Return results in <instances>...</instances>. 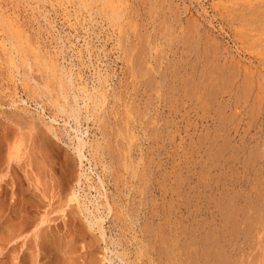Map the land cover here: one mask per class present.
Segmentation results:
<instances>
[{"label": "rangeland", "instance_id": "374dc122", "mask_svg": "<svg viewBox=\"0 0 264 264\" xmlns=\"http://www.w3.org/2000/svg\"><path fill=\"white\" fill-rule=\"evenodd\" d=\"M239 1L123 0L130 12L113 27L99 10L78 12L76 0H0V15L7 20L5 26L0 20V39L15 24L29 45L22 64L17 58L8 63L0 44V110L50 123L52 107L38 85L49 72L36 70L39 58L68 75V96L76 95L82 114L78 123L57 113L51 125L60 139L49 135L51 154L44 160L31 139L33 126L4 124V131L16 132L22 142L8 158L11 144L2 143L0 132V264H121L119 257L129 264H203L191 238L202 226L216 225V201L228 197L236 202L238 218L245 217L250 239L260 240L252 254L264 248V48L248 49L240 37L234 43L219 34L217 61L198 58V49L187 57L185 43L192 37L181 33L195 20L214 34L237 28L236 22H218L216 13ZM241 40L242 50L236 49ZM223 58L238 70L230 81V74L225 76L229 84L213 86ZM243 67L255 78H245ZM84 91L106 94L99 109L86 101V121ZM97 115L102 117L96 121ZM77 136L85 142L83 158L73 150ZM32 155L34 169L27 164ZM93 215L102 219L104 236L88 223Z\"/></svg>", "mask_w": 264, "mask_h": 264}, {"label": "bare ground", "instance_id": "6f19581e", "mask_svg": "<svg viewBox=\"0 0 264 264\" xmlns=\"http://www.w3.org/2000/svg\"><path fill=\"white\" fill-rule=\"evenodd\" d=\"M121 1L123 0H76V4H77V11H86L87 13H91L92 11L98 12V10L101 12V16L104 19L108 20V23L106 24H112L113 27H115L114 25L119 24L120 22H122L123 18L126 17V13L128 15V8L126 7L125 4L121 3ZM237 1V0H236ZM119 2V3H117ZM142 2V0H140V3ZM139 3V4H140ZM121 4V5H119ZM173 4V3H172ZM217 4V3H216ZM96 8V10L93 8ZM184 6V5H183ZM158 7V6H157ZM222 7V6H221ZM220 7V8H221ZM152 8V7H151ZM155 8V7H154ZM171 8V7H170ZM2 9V8H1ZM75 10V11H76ZM5 12V11H4ZM174 12V11H173ZM180 12V11H179ZM86 13V15H87ZM182 13V12H181ZM130 14V13H129ZM174 14V13H172ZM195 14V13H194ZM219 16V20L216 18V20L218 22H224L225 20L228 21V23L233 24L234 22H236L237 28L235 27L233 30L228 31V30H223V28H218V30L216 31L218 34H214V32L212 30L209 29H205L202 28V21L198 23V21H194L192 24L191 23H187L185 26L182 27V36L187 33L188 37H192V42L189 44H187L189 47V52L190 53H186L187 57L189 56V54L191 55L192 50L195 51V49H198V51L201 52V56L198 58H207L210 57L211 60L213 61H217L220 57H216L217 52H218V43L216 41V38L218 37V35H222V37H226L228 39H230L232 42L236 43V40L234 38L240 37L239 39H242L244 41L247 42L248 45V49H250V47H254L256 49H262L264 48V0H241L239 2H231L230 4L228 3V5L224 6L222 8V12L216 13ZM216 14H213L214 17H216ZM4 15V14H3ZM74 15V14H73ZM89 15V14H88ZM91 15V14H90ZM150 15V14H149ZM182 15V14H181ZM225 15L228 17L225 18ZM130 16V15H129ZM74 17V16H73ZM92 17V16H91ZM139 17V16H138ZM213 17V19H214ZM1 15H0V20H1ZM166 18V17H165ZM4 18H2L1 21ZM127 19H131V18H127ZM140 20V17L138 18ZM177 19V18H176ZM14 20V18H13ZM138 20V21H139ZM146 20V19H145ZM157 20V19H156ZM185 20V19H184ZM197 20H199V18L197 17ZM209 21V23L212 21V16H210V19H207ZM0 21V22H1ZM161 21V20H160ZM7 22V20H6ZM5 21L2 22V25L5 26ZM159 24V23H158ZM175 24V23H174ZM8 25V26H7ZM15 25V24H14ZM13 25H9L6 24V27L11 26L14 31L16 30V32L12 31V32H6V36L2 37L0 39V44H2L3 49L5 48L6 50V56L7 59H9L8 63H12L15 59L17 58L22 64H24V59L25 57L28 55L27 52L29 51L28 47L29 45L28 40L25 39L22 35H18L17 33L19 32V28H15ZM208 25V24H207ZM227 25V24H226ZM1 26V25H0ZM84 26V25H83ZM121 26V25H120ZM10 27V28H11ZM112 27V28H113ZM123 27V26H122ZM9 28V30H11ZM83 28V27H82ZM87 28V26H86ZM110 28V27H109ZM5 29V27L3 28ZM12 29V30H13ZM18 29V30H17ZM85 29V28H84ZM123 29V28H122ZM122 29L119 28V33L122 34ZM235 29L236 32L234 31ZM8 30V29H7ZM26 30V29H25ZM83 30V29H82ZM1 31V29H0ZM99 31V30H98ZM147 31V30H146ZM166 31V30H165ZM126 32V31H125ZM213 32V33H212ZM2 33V31H1ZM174 32L172 31V34ZM95 34V33H94ZM120 34H118V41L122 46V42L120 41ZM140 34V33H139ZM175 34V33H174ZM2 35V34H1ZM116 36V35H115ZM136 35H134L135 38ZM187 36V35H186ZM185 36V37H186ZM31 37V36H30ZM85 37V36H84ZM187 37V40H190ZM256 37V38H255ZM117 38V37H116ZM178 38V37H177ZM183 39V38H181ZM117 40V39H116ZM179 40V39H178ZM241 40V44L238 46V44L236 45V49H241L242 50V43H244V41ZM136 41V40H134ZM142 41V40H141ZM170 41V40H169ZM180 41V40H179ZM251 41V42H250ZM32 42V41H31ZM155 42V41H154ZM4 43V44H3ZM131 42H129L130 44ZM151 45V44H150ZM252 45V46H251ZM34 46V45H32ZM144 46V45H143ZM31 47V46H30ZM38 47V46H37ZM153 47V45H152ZM130 48V47H129ZM144 48V47H143ZM224 48V47H223ZM31 49V48H30ZM33 49V48H32ZM36 49V48H35ZM167 49V48H166ZM117 50V49H116ZM122 50V49H121ZM134 50V49H133ZM155 50V48H154ZM168 50V49H167ZM144 51V50H143ZM257 51V50H256ZM118 52V51H117ZM130 52V49H129ZM158 52V51H157ZM87 53V52H86ZM133 53V52H132ZM136 53V50H135ZM224 55V54H223ZM257 55V54H256ZM127 54L126 51H124V57L126 58ZM129 57V56H128ZM134 57V56H133ZM137 57V56H135ZM134 57V58H135ZM225 57V55H224ZM35 58V57H34ZM31 59V58H30ZM127 59V58H126ZM143 59V58H142ZM185 59V58H184ZM224 60H222V62L224 61L223 65H222V69H220L221 71L217 73V78L213 79V81H216L215 84L213 86H219L220 84L222 85L221 87H223V84L226 85L224 82V78L228 73L230 74L231 77H229V81L231 80L230 78L234 79V74L235 72L238 70V68H235L234 65L229 62V63H225V61H227L226 58H223ZM231 59V58H230ZM229 59V60H230ZM37 60V58H36ZM42 60V61H41ZM37 60V68L36 70L41 72V75L43 73H46L45 75L48 74L47 78H45V76H42V82H40L38 85L39 88L43 87L45 88V91L42 92L38 91L39 94H41V92L44 94V96L46 97L45 99L47 100V102L50 104V106L52 107V111H53V116L49 117L50 123L48 121H44L41 119H37L35 120L33 117H27L24 115H5L3 111L0 110V132L3 135V142L2 143H6L7 146H11L8 149V158H9V153H10V158L12 157V150L14 152H16L18 150V147L21 146L20 141L22 142L21 139H16V132L13 134V132L7 131V133L4 131V124H7V122L9 123H13L15 126H22L23 124L25 126H33L31 127L32 129L35 128L36 131H34V133L31 134V139L33 140V144L35 145L34 148L35 151L38 152V157L40 160H44L45 157H50L48 151H47V147L52 146L51 144V139L49 137V135L53 136L56 139H60L59 135L60 133L58 131H56L55 128L52 127L51 122L52 121H56V117H58V114L61 115H65L67 118H72L74 120L78 119V116L81 114L80 110L78 109L79 107L77 106L76 103V95H73V98L70 99L69 95V85L68 84L70 81L67 79L68 75L59 71L57 66L52 63V62H46L43 61L44 59ZM34 61V60H33ZM138 61V60H137ZM209 60H207L206 62H208ZM235 61V60H234ZM29 61H26V63H28ZM136 62V61H135ZM134 62V63H135ZM142 63V62H141ZM191 63V62H190ZM61 64V63H60ZM237 66V63H234ZM253 64V63H252ZM28 65V64H27ZM154 65V64H153ZM194 66H191L192 68V73L196 72L195 68H196V63L193 64ZM206 63L203 65L205 66ZM126 66V65H125ZM136 66V64L134 65ZM141 66V65H140ZM263 66V65H261ZM17 67V66H15ZM133 67V66H132ZM144 67V66H143ZM166 67V66H165ZM246 67V66H244ZM243 67V68H244ZM29 68V67H27ZM168 68V67H167ZM135 69V68H134ZM209 69L212 70V68L210 67ZM210 70V73H212V71ZM227 70V71H226ZM239 70L241 71V69L239 68ZM246 70V68L243 69V72ZM253 70V69H252ZM28 71V70H27ZM164 71V70H162ZM29 72V71H28ZM246 75L245 78L248 77L249 79H254L255 77L251 76V71L247 70L245 71ZM134 73V72H133ZM234 73V74H233ZM253 74L255 72H252ZM198 74H202L201 72H198ZM245 74V73H244ZM243 74V76H244ZM2 75V74H1ZM26 75V74H25ZM30 75V74H28ZM211 75V74H210ZM27 76V75H26ZM25 76V77H26ZM162 77V76H160ZM44 78V79H43ZM197 78V77H196ZM205 77V81H206ZM212 78V77H211ZM243 81H244V79ZM29 79L31 80L32 78L29 77ZM232 79V81H233ZM34 80V79H33ZM247 80V79H246ZM256 80V79H255ZM69 81V82H68ZM193 81V80H192ZM231 81V82H232ZM257 81V80H256ZM35 84H37L38 82L35 81ZM125 82V81H124ZM187 82V81H186ZM185 82V84H186ZM189 82V80H188ZM191 83V82H189ZM188 83V84H189ZM201 83V82H200ZM214 83V82H213ZM246 83V82H245ZM244 83V84H245ZM250 83V81H249ZM192 84V83H191ZM229 84V83H228ZM243 84V83H241ZM135 85V84H134ZM152 85V84H151ZM187 85V84H186ZM249 85V84H248ZM124 86V85H123ZM105 87V86H104ZM208 87V86H207ZM246 87V85H245ZM244 87V88H245ZM151 88V87H150ZM200 88L202 89L201 86L198 87V89L200 90ZM214 88V87H213ZM166 89V88H165ZM184 89V88H183ZM192 89V88H191ZM205 89V88H204ZM38 90V89H37ZM167 90V89H166ZM205 90H208V88H206ZM87 91V90H86ZM158 91V90H157ZM212 91V90H211ZM85 92V91H84ZM91 92V91H90ZM150 92V91H149ZM207 92V91H206ZM49 93V96H47V94ZM184 93V92H183ZM215 93V92H214ZM40 95V96H43ZM147 94V93H144ZM169 94V93H168ZM193 94V93H192ZM207 94V93H206ZM205 94V95H206ZM210 94V91H209ZM213 94V93H212ZM71 95V94H70ZM83 95V93H82ZM115 95V94H114ZM188 95V94H187ZM135 96V95H134ZM193 96V95H191ZM213 96V95H212ZM147 97V96H146ZM188 97V96H187ZM112 98V97H111ZM139 98V97H138ZM148 99V98H147ZM180 99V98H179ZM210 99V98H209ZM106 100V94L105 91H97L96 94H90V93H86L82 96V101H83V107H84V120H88L90 115L86 112V106L87 103L86 101L91 102L92 107L95 108H100L101 104L104 103ZM204 100V99H203ZM149 101V99L147 100ZM21 102H23L21 100ZM146 102V101H145ZM20 103V100H19ZM209 103V102H208ZM16 102H14V100H12L11 106H16L15 105ZM147 104V103H146ZM145 104V105H146ZM202 104V103H201ZM204 104H206L204 102ZM76 105V106H75ZM80 105V104H79ZM182 105V104H181ZM203 105V104H202ZM109 106V105H108ZM180 106V105H179ZM20 107V106H19ZM180 108V107H179ZM43 109V108H42ZM223 111V110H222ZM26 110L21 108V113H25ZM96 112V111H94ZM58 113V114H57ZM101 113V112H99ZM123 113V112H122ZM218 113V112H217ZM27 114V113H26ZM93 114V113H92ZM103 114V113H102ZM82 115V114H81ZM221 115V114H220ZM56 116V117H55ZM174 116V115H173ZM197 116V115H196ZM60 117V116H59ZM102 117V116H101ZM100 116H96V121L100 120L101 118ZM66 118V119H67ZM123 118V117H122ZM138 118V117H136ZM68 120V119H67ZM65 120V121H67ZM73 120V121H74ZM44 121V124H43ZM81 121V120H79ZM78 122V120L76 121ZM79 123V122H78ZM39 124H42L44 126L43 128H40L41 126H39ZM148 124V123H147ZM77 125V124H76ZM79 125V124H78ZM149 125V124H148ZM156 126V125H155ZM6 127V126H5ZM23 127V126H22ZM119 127V125H118ZM103 128V127H102ZM127 128V127H126ZM101 129V128H100ZM120 129V128H119ZM118 129V130H119ZM128 129V128H127ZM8 130V129H7ZM121 130V129H120ZM126 130V129H125ZM151 130V129H150ZM3 131V132H2ZM47 131L49 133H47ZM100 131V130H99ZM9 133V134H8ZM101 133V132H100ZM122 133V131H121ZM130 133V132H129ZM149 133V131H148ZM0 134V135H1ZM24 137V136H23ZM137 137V136H136ZM140 137V136H139ZM145 137V136H144ZM148 137V136H147ZM2 138V137H1ZM81 139V138H80ZM2 140L0 139V142ZM76 143L73 144V150L75 151V154L77 153V155L80 158H83L81 151L83 150L82 148L85 145V142H83L82 140L80 141L78 139V136L76 137ZM94 142V141H93ZM1 143V144H2ZM97 143V142H96ZM4 145V144H2ZM1 146V145H0ZM5 146V145H4ZM98 146V145H97ZM2 147V146H1ZM33 147V146H32ZM21 148V147H20ZM90 149V148H89ZM99 149V148H98ZM121 149V148H120ZM11 151V152H9ZM98 151V150H97ZM125 151V150H124ZM2 152V151H1ZM21 152V151H20ZM47 152L49 154H47ZM83 153V152H82ZM96 153V152H95ZM125 153V152H123ZM3 154V153H2ZM1 155V154H0ZM14 155V154H13ZM35 156V154H33ZM33 155L30 156V159H28V166L30 168H33L34 162H33ZM76 155V156H77ZM84 155V154H83ZM94 155V154H93ZM2 156V155H1ZM77 156V157H78ZM6 157V156H5ZM65 157V156H64ZM78 157V158H79ZM3 158V156H2ZM52 158V157H51ZM79 158V159H80ZM1 159V158H0ZM50 159V158H49ZM72 159V158H71ZM39 160V162H40ZM47 161L48 158H46ZM121 165L123 166V168H127V164L125 162H123L124 160L121 159ZM3 162V159L1 160ZM0 161V162H1ZM35 161V160H34ZM68 161V160H67ZM70 161V159H69ZM65 162V161H64ZM73 162V161H72ZM71 162V163H72ZM81 162V159H80ZM36 163V162H35ZM45 163H47L45 161ZM49 163V162H48ZM47 163V166H48ZM52 163H54V160L52 161ZM56 163V162H55ZM54 163V164H55ZM69 163V162H68ZM71 163L69 165H71ZM3 164V163H2ZM26 164V165H27ZM37 164V163H36ZM54 164H49L50 167H54ZM62 164V163H61ZM42 165V164H41ZM52 165V166H51ZM68 165V164H66ZM6 166V165H5ZM4 166V167H5ZM38 166V164H37ZM61 166V165H60ZM137 166V165H136ZM3 167V169H4ZM43 167V166H42ZM37 168V167H36ZM55 168V167H54ZM2 169V170H3ZM34 169V168H33ZM39 169V168H38ZM37 169V170H38ZM125 170V169H124ZM30 171V170H29ZM67 172V171H66ZM72 172V171H71ZM31 173V172H30ZM34 173H37L36 171ZM33 173V174H34ZM63 173V172H62ZM133 173V172H132ZM131 173V174H132ZM135 173V172H134ZM32 174V173H31ZM66 174V173H65ZM30 175V174H28ZM35 175V174H34ZM133 175V174H132ZM131 175V176H132ZM37 176V174H36ZM71 176V175H70ZM63 177V176H61ZM31 177H29V179H31ZM67 178V176H66ZM65 178V179H66ZM70 178V177H69ZM37 179V178H36ZM64 179V178H63ZM33 180V179H32ZM78 181V180H77ZM34 182V181H33ZM32 182V183H33ZM63 182V181H62ZM31 184V183H30ZM35 184V182H34ZM33 184V185H34ZM60 184V183H59ZM64 184V182H63ZM1 185V184H0ZM29 185V184H28ZM32 185V184H31ZM30 185V186H31ZM36 185V184H35ZM67 185V184H66ZM38 187V186H37ZM65 187V185L63 186ZM62 188V187H61ZM67 188V186H66ZM69 189V188H68ZM30 190V189H29ZM62 190H64L62 188ZM2 191V190H1ZM45 191V190H43ZM73 192V191H72ZM1 193V192H0ZM44 193V192H43ZM25 194V193H24ZM27 195V194H26ZM44 194H42L43 196ZM18 196V195H17ZM105 196V195H104ZM32 197V196H30ZM45 197L47 198V196L45 195ZM223 197V196H222ZM106 198V196H105ZM104 198L105 202H103V205L106 206V208L108 209V211L112 210L111 206L107 203L106 199ZM229 199H225V198H219V200L216 201V204L218 205V213L216 214L217 217L215 218V223H216V227L213 226L211 227H206L204 228L202 226V231L200 232V234L198 236H194L193 238H191L190 242H194L196 244L199 245L200 247V254L198 256L201 257L203 264H210L209 262V258H211L213 260V264H264V248L257 249V252L252 254V251L255 250V246H257L260 242V240L258 241H253V239H250L251 237H249V226L246 225V222H242L243 219H245V217L242 218H238L239 217V213L240 211L236 208V202L234 199H232L231 197H228ZM28 199V197H27ZM30 199V198H29ZM32 199V198H31ZM18 201V200H17ZM31 201V200H30ZM51 201V200H50ZM15 203V201H14ZM36 203V202H35ZM27 204V203H26ZM31 204V203H30ZM33 204V203H32ZM97 204V203H96ZM24 205V204H23ZM17 206V204H16ZM36 206V205H35ZM98 206V205H97ZM1 207V206H0ZM216 207V206H215ZM21 209L24 207H20ZM28 208L29 207V202H28ZM2 209V208H1ZM20 209V210H21ZM253 209V208H252ZM257 209V208H256ZM31 210V209H29ZM33 210V209H32ZM97 210V209H96ZM28 211V210H27ZM194 211V210H193ZM253 211V210H252ZM16 212V211H14ZM30 212V211H29ZM28 212V213H29ZM31 213V212H30ZM24 215V214H23ZM31 215V214H29ZM26 216V217H29ZM129 215V214H127ZM241 216V215H240ZM23 217V216H22ZM21 217V218H22ZM25 217V221L26 220ZM28 219V218H27ZM32 219V218H31ZM193 215H192V221L190 222V224L193 223ZM29 220V219H28ZM88 223L90 225H94L96 224L98 229L100 230V235L104 236V232L102 229V224H101V220L100 217L98 218V216L93 215L90 219H87ZM21 221V220H20ZM23 221V220H22ZM165 221V219H164ZM29 222V221H28ZM214 222V221H213ZM22 223V222H21ZM27 223V222H26ZM30 223H32L30 221ZM200 223V224H199ZM199 227H201L202 224V220L199 221ZM240 223L243 224V227H239ZM209 224V223H208ZM211 224V222H210ZM255 226V225H254ZM22 233V231H20ZM191 232V231H190ZM194 232V231H193ZM258 235V233H257ZM172 239V238H171ZM257 239V238H256ZM264 240V239H262ZM186 244V242H185ZM150 247V246H149ZM186 248V247H185ZM117 257V256H116ZM136 258V257H135ZM119 259L121 260V264H129L127 262H125L121 257H119ZM136 260V259H135Z\"/></svg>", "mask_w": 264, "mask_h": 264}]
</instances>
